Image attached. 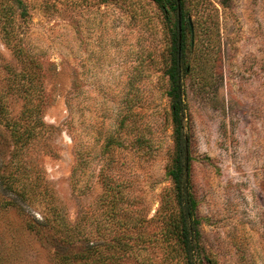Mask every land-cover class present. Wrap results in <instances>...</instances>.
Returning <instances> with one entry per match:
<instances>
[{
  "label": "rangeland",
  "instance_id": "1",
  "mask_svg": "<svg viewBox=\"0 0 264 264\" xmlns=\"http://www.w3.org/2000/svg\"><path fill=\"white\" fill-rule=\"evenodd\" d=\"M181 11L201 247L264 264V0ZM173 28L151 0H0V264H179Z\"/></svg>",
  "mask_w": 264,
  "mask_h": 264
},
{
  "label": "trees",
  "instance_id": "2",
  "mask_svg": "<svg viewBox=\"0 0 264 264\" xmlns=\"http://www.w3.org/2000/svg\"><path fill=\"white\" fill-rule=\"evenodd\" d=\"M163 12L164 19L174 26L172 30V53L170 65L166 69L168 78L167 95L170 99V116L175 142V154L168 174L172 181L175 212L170 228L178 247L179 264H208L201 243L196 202L190 192L189 145L185 130L186 103L182 75L187 67L182 66L185 27L189 30V21L185 22L181 11V0H151ZM178 4L180 10H178ZM172 17L174 20L172 21Z\"/></svg>",
  "mask_w": 264,
  "mask_h": 264
},
{
  "label": "water",
  "instance_id": "3",
  "mask_svg": "<svg viewBox=\"0 0 264 264\" xmlns=\"http://www.w3.org/2000/svg\"><path fill=\"white\" fill-rule=\"evenodd\" d=\"M178 10H180L179 4H178ZM188 21H189V24H190V29H191V31H192V25H191V23H190V19H189V18H188Z\"/></svg>",
  "mask_w": 264,
  "mask_h": 264
}]
</instances>
